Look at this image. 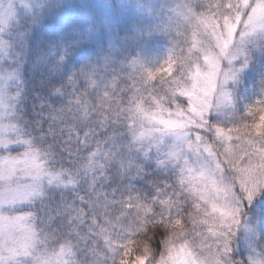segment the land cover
<instances>
[{
    "label": "snow or ice",
    "instance_id": "snow-or-ice-1",
    "mask_svg": "<svg viewBox=\"0 0 264 264\" xmlns=\"http://www.w3.org/2000/svg\"><path fill=\"white\" fill-rule=\"evenodd\" d=\"M0 264H264V0H0Z\"/></svg>",
    "mask_w": 264,
    "mask_h": 264
}]
</instances>
